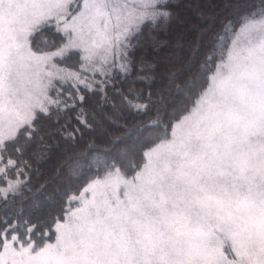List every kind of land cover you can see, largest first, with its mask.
<instances>
[{"label":"snow or ice","instance_id":"6c2138e0","mask_svg":"<svg viewBox=\"0 0 264 264\" xmlns=\"http://www.w3.org/2000/svg\"><path fill=\"white\" fill-rule=\"evenodd\" d=\"M0 264H264V0H0Z\"/></svg>","mask_w":264,"mask_h":264}]
</instances>
